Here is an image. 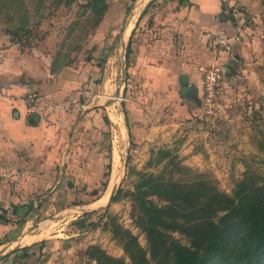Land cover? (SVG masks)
Listing matches in <instances>:
<instances>
[{
	"label": "rangeland",
	"instance_id": "obj_1",
	"mask_svg": "<svg viewBox=\"0 0 264 264\" xmlns=\"http://www.w3.org/2000/svg\"><path fill=\"white\" fill-rule=\"evenodd\" d=\"M162 2L0 0V50L14 43L46 51L53 71L73 68L77 99L93 93L88 106L108 124L109 94L120 106L125 34ZM257 4L264 37V0ZM251 59L242 75L221 76L208 111L199 98L189 114L163 108L136 135L113 125V146L102 134L98 155L66 156L45 187L11 173L22 178L0 189V264L254 261L259 245L242 223L264 210V45ZM232 252L243 259L231 260Z\"/></svg>",
	"mask_w": 264,
	"mask_h": 264
},
{
	"label": "crops",
	"instance_id": "obj_2",
	"mask_svg": "<svg viewBox=\"0 0 264 264\" xmlns=\"http://www.w3.org/2000/svg\"><path fill=\"white\" fill-rule=\"evenodd\" d=\"M257 2L163 0L144 18L136 20L129 35L125 34L130 52L119 91L115 93L120 106H112L111 94L107 97L111 102L103 105L108 124L88 106L93 93L87 91L82 101L79 96L77 99L80 77L75 78L73 68L56 72L46 51L22 52L14 43L3 47L0 173L9 174L0 178V189L20 180L22 176H11L18 172L25 173L23 178L32 188L45 187L61 162L65 166L66 156L82 160V156L91 159L98 155L102 134L113 146V125L120 134L125 131L128 136L130 132L136 135L143 124L146 128L153 124L163 108L173 109L178 115L195 111L191 103L196 107L197 97L201 98L204 69L218 66L226 80L234 72L242 75L264 45L256 18ZM238 7L242 12L233 14ZM213 33L236 36L237 39L230 40L232 51L216 55L210 47ZM182 77L188 79L186 95ZM59 183L52 182L53 187L57 188ZM31 213L37 214L35 210Z\"/></svg>",
	"mask_w": 264,
	"mask_h": 264
},
{
	"label": "built area",
	"instance_id": "obj_3",
	"mask_svg": "<svg viewBox=\"0 0 264 264\" xmlns=\"http://www.w3.org/2000/svg\"><path fill=\"white\" fill-rule=\"evenodd\" d=\"M232 13L237 15L240 11L235 9ZM231 39H237V37H228L222 33H213L210 36V47L216 55L220 52H231ZM222 73L223 70L218 66H211L203 71L202 96L200 100L206 111L217 103Z\"/></svg>",
	"mask_w": 264,
	"mask_h": 264
},
{
	"label": "trees",
	"instance_id": "obj_4",
	"mask_svg": "<svg viewBox=\"0 0 264 264\" xmlns=\"http://www.w3.org/2000/svg\"><path fill=\"white\" fill-rule=\"evenodd\" d=\"M263 201H264V199H263ZM259 214H260V216H259ZM243 223H242L243 227H248L250 229V236L253 239V241H252L251 237L249 236L248 238H249L250 242L252 244H258L259 245V247L257 248V251L255 253H252L254 261L249 259L248 264H250L252 262L257 263V264H264V210L260 211L256 214L253 213L251 216H248L243 221ZM255 249H256V247H255ZM235 252H236V250H235ZM233 255L234 254L232 252L230 255L231 260L235 259V260L241 261L243 259L242 256L240 257V254H235L234 257H233ZM211 257L214 260L218 259V258H216L215 255H212ZM209 258L210 257H208V259Z\"/></svg>",
	"mask_w": 264,
	"mask_h": 264
},
{
	"label": "water",
	"instance_id": "obj_5",
	"mask_svg": "<svg viewBox=\"0 0 264 264\" xmlns=\"http://www.w3.org/2000/svg\"><path fill=\"white\" fill-rule=\"evenodd\" d=\"M181 85L184 88L183 90L185 92V95H186V93H189V89H188V79L186 77H182V79H181ZM196 100L198 102L199 98L197 97Z\"/></svg>",
	"mask_w": 264,
	"mask_h": 264
},
{
	"label": "bare ground",
	"instance_id": "obj_6",
	"mask_svg": "<svg viewBox=\"0 0 264 264\" xmlns=\"http://www.w3.org/2000/svg\"><path fill=\"white\" fill-rule=\"evenodd\" d=\"M113 181H114V179H113ZM108 194H109V193H108ZM105 198H106V197H105ZM105 198H104V199H105Z\"/></svg>",
	"mask_w": 264,
	"mask_h": 264
}]
</instances>
